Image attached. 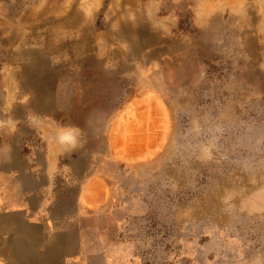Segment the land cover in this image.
I'll list each match as a JSON object with an SVG mask.
<instances>
[{"label": "rangeland", "instance_id": "374dc122", "mask_svg": "<svg viewBox=\"0 0 264 264\" xmlns=\"http://www.w3.org/2000/svg\"><path fill=\"white\" fill-rule=\"evenodd\" d=\"M194 1L167 0L161 38L143 15L121 30L114 0H0V167L75 132L60 160L108 189L112 264H264V0L204 27Z\"/></svg>", "mask_w": 264, "mask_h": 264}, {"label": "crops", "instance_id": "0c3cea01", "mask_svg": "<svg viewBox=\"0 0 264 264\" xmlns=\"http://www.w3.org/2000/svg\"><path fill=\"white\" fill-rule=\"evenodd\" d=\"M125 1L112 3L121 30L126 24V29L131 28L129 23H134L135 32L144 29L139 21L129 22L127 14L143 15L147 30L161 38L169 37L180 21L178 8L167 6V0ZM230 8V0L194 1L192 22L197 27L207 26L217 13ZM135 36L132 45L151 47L148 38ZM148 98L144 95L141 101ZM78 143L75 132H60L47 144L42 166L23 169L10 163L9 169L0 167V264H112L113 257L103 242L99 197L101 189L105 193L108 189L101 185L97 170L70 173L71 163L74 166L78 160H60Z\"/></svg>", "mask_w": 264, "mask_h": 264}]
</instances>
